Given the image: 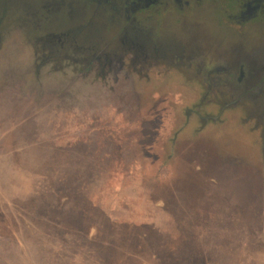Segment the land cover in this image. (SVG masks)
Instances as JSON below:
<instances>
[{"label": "rangeland", "instance_id": "rangeland-1", "mask_svg": "<svg viewBox=\"0 0 264 264\" xmlns=\"http://www.w3.org/2000/svg\"><path fill=\"white\" fill-rule=\"evenodd\" d=\"M83 4L0 6V264H264V110L223 85L237 36L207 15L193 40H113Z\"/></svg>", "mask_w": 264, "mask_h": 264}, {"label": "flooded vegetation", "instance_id": "flooded-vegetation-1", "mask_svg": "<svg viewBox=\"0 0 264 264\" xmlns=\"http://www.w3.org/2000/svg\"><path fill=\"white\" fill-rule=\"evenodd\" d=\"M83 1L85 14L80 21L82 32L88 30L89 26L102 28L107 32H114L113 40H193L187 37V33L183 37L182 31L191 32L193 29L191 34H194L192 26L197 23L201 26L202 19L208 15L218 26L216 40H227L230 36L233 38L237 36L238 39L235 41V48L241 55L240 78L235 80L229 69L226 73L227 81H224L223 85L227 86V90H233L236 96L233 95L234 103L252 100L254 107L264 110V0ZM2 4L3 0H0V6ZM38 7L41 9L40 3ZM55 9L62 13L61 6L59 8L55 6ZM72 9L74 11L70 14L72 19H79V13L75 12L74 6ZM100 17L104 20H98ZM4 24L0 21V30ZM205 32L206 35L201 40H211L212 33L209 30ZM196 38L195 40H198Z\"/></svg>", "mask_w": 264, "mask_h": 264}, {"label": "crops", "instance_id": "crops-1", "mask_svg": "<svg viewBox=\"0 0 264 264\" xmlns=\"http://www.w3.org/2000/svg\"><path fill=\"white\" fill-rule=\"evenodd\" d=\"M258 174H259V172H258ZM256 177H258V175H256Z\"/></svg>", "mask_w": 264, "mask_h": 264}]
</instances>
